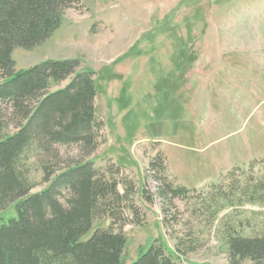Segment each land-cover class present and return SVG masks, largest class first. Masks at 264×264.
<instances>
[{
    "label": "rangeland",
    "instance_id": "1",
    "mask_svg": "<svg viewBox=\"0 0 264 264\" xmlns=\"http://www.w3.org/2000/svg\"><path fill=\"white\" fill-rule=\"evenodd\" d=\"M11 56L15 71L46 60L75 61V72L47 92L66 86L75 73H91L101 123L97 146L82 156L75 143L57 145L60 155L48 163L49 172L90 161L125 198L115 204L114 221L96 219L82 239L96 227L122 232L123 264L156 239L176 263L229 264L226 226L243 236L264 233V203L241 196L252 186L264 188V0H83L63 12L49 37L15 47ZM2 128L1 137L18 130L8 117ZM156 154L164 159L161 173L148 170ZM27 163L29 193L40 192L49 181L34 158ZM160 175L194 189L173 199L165 215L156 193ZM220 182L242 206L215 212L228 202L216 198L206 209L201 200ZM144 188L152 202L141 195ZM14 208L12 202L0 210V223L15 216Z\"/></svg>",
    "mask_w": 264,
    "mask_h": 264
},
{
    "label": "trees",
    "instance_id": "2",
    "mask_svg": "<svg viewBox=\"0 0 264 264\" xmlns=\"http://www.w3.org/2000/svg\"><path fill=\"white\" fill-rule=\"evenodd\" d=\"M82 1L0 0V210L15 202V216L0 223V264H123L126 237L122 232H114L110 226L96 227L90 237L82 239L96 219L116 218L115 204L125 198V193L117 190V182L106 179L90 161L72 160L52 172L48 168L60 155L57 145L75 143L82 156L97 146L101 123L95 115L96 88L91 73H75L66 86L47 92L51 83L75 72L76 62L46 60L15 71L11 56L15 47L31 48L49 37L59 27L63 12ZM6 117L18 130L1 137ZM30 157L40 164L44 181H49L45 189L33 194L29 193L33 188L28 176ZM148 167L161 173L164 159L156 154ZM236 170L229 171L227 178ZM162 175L156 178L160 181L156 193L165 215L173 199L189 197L194 189L175 185ZM211 186L215 187L211 197L201 200L208 203L206 209L216 198L228 202L215 212L232 209L236 203L222 183ZM258 186L243 190L245 202L264 203V188ZM125 189L131 190V185ZM235 189H239L238 184ZM141 195L152 202L146 188ZM241 199L236 205H243ZM224 232L229 264L244 260L264 264V233L243 236L234 226H226ZM181 241L176 238V252H180ZM130 264L179 263L156 239Z\"/></svg>",
    "mask_w": 264,
    "mask_h": 264
}]
</instances>
